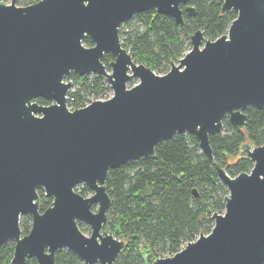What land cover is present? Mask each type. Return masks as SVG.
Returning <instances> with one entry per match:
<instances>
[{
    "label": "water",
    "instance_id": "95a60500",
    "mask_svg": "<svg viewBox=\"0 0 264 264\" xmlns=\"http://www.w3.org/2000/svg\"><path fill=\"white\" fill-rule=\"evenodd\" d=\"M190 2H0V248L15 242L11 264H56L63 248L85 264H114L125 241L103 230L110 170L154 156L160 142L183 132L214 160L210 135L224 119L244 127L246 107L264 109V0H222L223 12L237 13L228 31L216 39L193 32L192 47L164 74L124 47L121 26L137 13L155 9L184 26V8L195 13ZM108 52L109 69L102 60ZM72 72L104 76L112 96L69 109ZM241 154L253 162L250 171L231 176L216 164L229 192L212 230L152 264H264V143L245 142ZM81 183L93 194L78 192ZM39 188L53 199L44 211ZM26 214L32 227L24 234ZM79 222L91 226L90 235Z\"/></svg>",
    "mask_w": 264,
    "mask_h": 264
},
{
    "label": "trees",
    "instance_id": "16d2710c",
    "mask_svg": "<svg viewBox=\"0 0 264 264\" xmlns=\"http://www.w3.org/2000/svg\"><path fill=\"white\" fill-rule=\"evenodd\" d=\"M33 2L35 0H17L19 5ZM222 3V0H191L195 13L189 15L183 6L184 26L173 16L158 13L155 9L137 13L135 16L141 23L131 26L123 45L130 49L137 61L156 72L165 73L164 68L170 62L182 57L192 47L193 32L202 29L207 38L216 39L228 31L237 13L233 10L223 12ZM132 22L133 19L126 25H132ZM84 43L88 46L94 44L89 37ZM113 59L109 52L102 57L108 69ZM72 78L79 84L78 90L70 93L75 97L72 102L69 99L73 108L79 106L86 95L101 97L111 91L104 76H81L72 72L67 80ZM133 83L131 81V85ZM37 101L51 103L41 97ZM244 112L248 115L244 127L235 126L225 118L222 131L210 135L214 160L202 151L193 134L183 132L160 142L154 156L140 157L110 170L106 182L112 198L108 222L125 241L114 264H144L147 257L138 247L141 241L147 249V256L152 253L170 256L195 240L201 232L212 230V215L225 210L223 201L229 192L218 175L216 164L223 166L231 176L250 171L253 162L241 154L242 145L245 142L254 146L264 143V109L249 105ZM86 189L88 187H84ZM39 194L40 209L44 211L53 199L47 197L42 188H39ZM20 225L27 234L32 219L25 216ZM14 249L15 242H8L0 248V264H11ZM26 264L38 263L34 258H28ZM56 264L85 263L73 250L63 248L56 254Z\"/></svg>",
    "mask_w": 264,
    "mask_h": 264
},
{
    "label": "rangeland",
    "instance_id": "374dc122",
    "mask_svg": "<svg viewBox=\"0 0 264 264\" xmlns=\"http://www.w3.org/2000/svg\"><path fill=\"white\" fill-rule=\"evenodd\" d=\"M2 1H5V2H7V3H10L11 2V0H2ZM36 1V0H35ZM133 22H132V25L130 24V25H126V23L124 24V25H122L121 26V29H122V31H121V29H120V36H121V40H122V42H124V39L128 36V31L129 30H131V26L132 27H135V26H137V25H139L141 22L139 21V18H137L136 16H134L133 18ZM122 33V34H121ZM128 49V48H127ZM129 51H130V49H128ZM189 50V49H188ZM187 50V51H188ZM186 51V52H187ZM181 58V57H180ZM180 58H178V59H176V60H174L176 63H178V61H179V59ZM135 60H136V58H134ZM137 61V60H136ZM137 62H139V61H137ZM171 64H172V62H170L169 63V65L166 67V68H164V71H165V73L166 72H168L169 70H170V68H171ZM165 67V66H164ZM156 72V71H155ZM156 73H158V74H164V73H160V72H156ZM67 80V79H66ZM67 81H71L72 82V89H71V91H73V92H75V91H77L78 90V82L76 81V79H74V78H72V79H70V80H67ZM131 81H133L134 83H136L137 81H138V78H133ZM131 81H129V87L131 86ZM133 83V84H134ZM112 94H113V91H112V89H111V91H108L107 92V94H105L104 96H101V97H97V96H95V95H91V97H90V99H91V101H93V100H96V99H108V98H110L111 96H112ZM39 102V101H38ZM40 103V102H39ZM68 105V108L69 109H71V110H73V108H72V106L68 103L67 104ZM84 187H87L85 184H83V183H81V184H79L77 187H76V190L78 191V192H83L82 194H84V195H86V196H90V195H92L93 194V191L90 189V188H88V189H86V190H84ZM52 198V197H51ZM47 199V198H46ZM40 204H41V202H40ZM97 208H98V205L96 204V205H94V210H97ZM25 216H27V218H31L32 219V217L30 216V215H22V217H21V220H20V222L22 223V221H24L25 220ZM79 226H80V228L84 231V233H86L87 235H90L91 234V226L88 224V223H86V222H79ZM103 230L104 231H109V232H113L115 235H116V237L117 238H119V239H122L123 240V238L119 235V234H116V232H115V230H114V228L112 227V224H110L108 221L104 224V227H103ZM9 242H14V241H9ZM144 243L141 241L140 242V244H139V248L142 250V251H144V253H145V255H146V260H145V262H144V264H152L153 263V261L155 260V259H157V258H159V257H165V256H168V254H161V253H157V254H149L148 256H147V249L145 248V246L143 245ZM94 264H101V263H99V262H96V263H94Z\"/></svg>",
    "mask_w": 264,
    "mask_h": 264
},
{
    "label": "built area",
    "instance_id": "2783aa9c",
    "mask_svg": "<svg viewBox=\"0 0 264 264\" xmlns=\"http://www.w3.org/2000/svg\"><path fill=\"white\" fill-rule=\"evenodd\" d=\"M36 1H38V0H36ZM71 89H72V87H71ZM71 89H70V92L68 93V95H67V104L69 103V99L71 100V102L74 100V96H72L70 93H71ZM90 97H91V95H86V96H84V100L82 101V102H80V105L79 106H77L76 108H79V107H84V106H86V105H88V104H90L92 101H91V99H90ZM70 104V103H69ZM71 105V104H70ZM72 106V108H73V105H71ZM73 109H75V108H73Z\"/></svg>",
    "mask_w": 264,
    "mask_h": 264
},
{
    "label": "flooded vegetation",
    "instance_id": "af4514ba",
    "mask_svg": "<svg viewBox=\"0 0 264 264\" xmlns=\"http://www.w3.org/2000/svg\"><path fill=\"white\" fill-rule=\"evenodd\" d=\"M37 100V99H36Z\"/></svg>",
    "mask_w": 264,
    "mask_h": 264
}]
</instances>
